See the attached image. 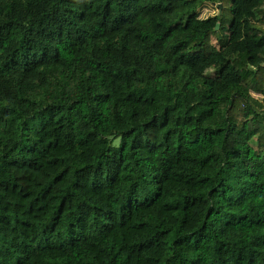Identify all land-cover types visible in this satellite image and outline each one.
Here are the masks:
<instances>
[{
	"label": "trees",
	"instance_id": "1",
	"mask_svg": "<svg viewBox=\"0 0 264 264\" xmlns=\"http://www.w3.org/2000/svg\"><path fill=\"white\" fill-rule=\"evenodd\" d=\"M0 264H264V0H0Z\"/></svg>",
	"mask_w": 264,
	"mask_h": 264
},
{
	"label": "rangeland",
	"instance_id": "2",
	"mask_svg": "<svg viewBox=\"0 0 264 264\" xmlns=\"http://www.w3.org/2000/svg\"><path fill=\"white\" fill-rule=\"evenodd\" d=\"M218 10L216 8V6L214 5H204L202 8H200L198 10V17L200 19H204L206 17H209V16H213L215 13H217ZM212 43H215V40L212 39ZM213 70H207L205 72V75L206 76H212L213 75ZM255 98L261 100V96L257 95V94H252ZM114 144H117V142H114Z\"/></svg>",
	"mask_w": 264,
	"mask_h": 264
},
{
	"label": "water",
	"instance_id": "3",
	"mask_svg": "<svg viewBox=\"0 0 264 264\" xmlns=\"http://www.w3.org/2000/svg\"><path fill=\"white\" fill-rule=\"evenodd\" d=\"M216 8H217V10H218L217 15L219 16V15L221 14V5H220V4H217V5H216ZM218 27H219V25L216 24V25H215V30H217Z\"/></svg>",
	"mask_w": 264,
	"mask_h": 264
}]
</instances>
